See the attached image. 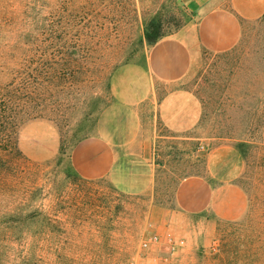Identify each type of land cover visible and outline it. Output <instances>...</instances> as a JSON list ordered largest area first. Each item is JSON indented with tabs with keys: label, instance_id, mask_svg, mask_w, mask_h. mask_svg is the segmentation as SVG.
<instances>
[{
	"label": "rangeland",
	"instance_id": "rangeland-1",
	"mask_svg": "<svg viewBox=\"0 0 264 264\" xmlns=\"http://www.w3.org/2000/svg\"><path fill=\"white\" fill-rule=\"evenodd\" d=\"M186 2L0 0V88L28 79L16 129L22 157L0 177V264H264V15L243 23L231 49L200 48L182 79L158 83L161 93L191 92L197 116L181 133L155 121L152 192L85 177L72 157L112 102L116 70L146 63V28L160 26V38L182 29L193 17ZM34 121L59 135L49 159L33 152L40 135H24ZM222 145L235 153L225 177L245 190L246 212L233 221L185 214L180 180L205 171L206 154Z\"/></svg>",
	"mask_w": 264,
	"mask_h": 264
},
{
	"label": "crops",
	"instance_id": "crops-1",
	"mask_svg": "<svg viewBox=\"0 0 264 264\" xmlns=\"http://www.w3.org/2000/svg\"><path fill=\"white\" fill-rule=\"evenodd\" d=\"M186 5L193 15L191 21L152 43L145 64H124L114 73L113 100L100 112L96 133L72 149L75 166L83 176L106 177L127 194L152 192L156 177L155 121L181 133L194 126L197 116L191 92L174 89L161 93L158 83L182 79L200 48L212 52L231 49L240 39L243 23L264 15V0H187ZM38 127L44 130L37 133L34 129ZM24 135L37 141V135L42 137L40 147L32 150L41 159L51 158L60 145L59 135L44 122L30 123ZM234 154L230 146H219L206 154L205 171L180 180L176 188L180 211L207 213L226 221L244 215L247 194L225 177Z\"/></svg>",
	"mask_w": 264,
	"mask_h": 264
},
{
	"label": "trees",
	"instance_id": "trees-1",
	"mask_svg": "<svg viewBox=\"0 0 264 264\" xmlns=\"http://www.w3.org/2000/svg\"><path fill=\"white\" fill-rule=\"evenodd\" d=\"M153 25V23H152ZM147 27L145 31V37L149 43L156 42L162 34L160 33V26ZM16 77L10 83L0 88V151L8 156L6 163L3 159H0V173L2 177H8L7 171H10L15 157H22V154L18 147L17 139V126L18 118L21 112V106L19 100L21 99L20 94L24 93L23 89L26 88L28 82L27 78L22 77L19 85L16 86ZM17 160V159H16ZM16 162V161H15ZM5 175V176H4ZM28 215L16 216L14 219L9 218L12 221L25 222Z\"/></svg>",
	"mask_w": 264,
	"mask_h": 264
},
{
	"label": "built area",
	"instance_id": "built-area-1",
	"mask_svg": "<svg viewBox=\"0 0 264 264\" xmlns=\"http://www.w3.org/2000/svg\"><path fill=\"white\" fill-rule=\"evenodd\" d=\"M202 148H203V146H201ZM157 241V236H152V237H149V238H147V239H145L144 241H143V245L144 246H147V245H149L150 243H152V242H156Z\"/></svg>",
	"mask_w": 264,
	"mask_h": 264
}]
</instances>
